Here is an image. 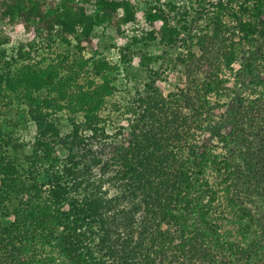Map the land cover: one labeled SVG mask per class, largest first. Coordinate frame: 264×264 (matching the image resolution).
Masks as SVG:
<instances>
[{
  "label": "trees",
  "instance_id": "obj_1",
  "mask_svg": "<svg viewBox=\"0 0 264 264\" xmlns=\"http://www.w3.org/2000/svg\"><path fill=\"white\" fill-rule=\"evenodd\" d=\"M173 3H150L148 38L160 35L175 44ZM211 4L213 35L199 41L198 57L189 48L186 85L165 93L149 83L150 90L133 97L115 120L103 112L116 89L110 70L118 65L103 56L93 31L103 25L120 32L122 24L136 19V1L0 2L1 14L21 23L30 39L48 47L61 41L76 54L92 50V59L101 57L94 68L87 60L79 63L78 72L61 63L28 64L22 72L37 135L28 153L18 138L0 129V146L7 152L0 156V264H260L264 68L253 67L258 70L253 87L239 97L231 130H216L212 122L216 108L236 89L218 75L234 71L232 62L242 48L241 42L231 40L232 47L225 42L224 30L235 33L226 19L238 20L237 26L254 38L259 25L244 18L261 10L264 0ZM122 60L127 62L125 56ZM76 75L88 76V84L70 92ZM50 85L60 88V109H70H63L67 131L60 112L42 110L49 98L34 101L43 95L41 87ZM59 145L68 151L65 159Z\"/></svg>",
  "mask_w": 264,
  "mask_h": 264
},
{
  "label": "rangeland",
  "instance_id": "obj_2",
  "mask_svg": "<svg viewBox=\"0 0 264 264\" xmlns=\"http://www.w3.org/2000/svg\"><path fill=\"white\" fill-rule=\"evenodd\" d=\"M135 1L138 6L137 17L134 21L122 24L120 32L114 27L107 28L103 25L95 27L93 31V37L98 42V49L103 51V56L112 64L118 65L110 70L116 89L114 94L109 96L103 112L115 120H118L120 113L118 110L122 111L133 97L140 93L146 94L150 90L149 83L160 85L165 93L184 87L189 80L187 76V68L190 64L189 48L196 50L198 57L202 52L199 41L206 39V36L211 37L214 31V23L210 18L214 9L211 3L214 0H172L176 3V7L171 9L170 20L178 31L177 41L173 45H168L160 35L152 40L147 37L152 27L145 17V11L155 0ZM233 6L237 8L239 3L234 1ZM250 12L253 14H247L244 19L252 18L259 25L254 38L247 36V31L237 26L238 20L226 19L235 33L231 34L229 30H224V35L228 38L225 42L228 43V47H232L234 41L241 42L242 48L241 55L232 62L234 71L227 70L218 75L228 79L227 87L236 86L234 93L228 90L229 95L233 94L225 97L224 106L216 108V119L212 122L216 130L225 133L231 130L239 97L253 87L252 74L264 68V7L257 11L250 10ZM45 46L46 42L30 39L21 23L9 16H3L0 12V129L18 138L25 145L28 153L32 152V143L37 131L35 121L28 113V108L33 101L27 93V83H24L22 78V72H26L27 65L47 67L61 63L62 68H66L67 71L78 72L79 63L87 60L88 67L94 68L97 62L100 63L101 58L97 55L92 59L94 53L92 50L76 54L75 48L61 41L54 43L52 47ZM124 56L126 63L122 60ZM142 58L145 62L141 60ZM255 65H258L257 71L253 68ZM197 75L202 80L205 72H197ZM7 77L10 79L4 81ZM86 77L87 80L76 75L69 91L75 92L84 82L87 85L89 79L88 76ZM59 89L56 85L43 86L40 90L43 95H38L37 100L34 101H39L42 97L47 100L49 98L50 102L44 107L41 106L42 110L50 107V111L60 112L63 131H67L69 118L63 109L69 112L70 109L66 106L60 109L64 100ZM124 123L126 124L127 120H124ZM204 136L213 141L217 139L214 133H205ZM9 147L12 149V146ZM58 153L65 159L68 151L59 145ZM0 156L2 158L7 156L3 146H0ZM24 163L28 164L29 160H25ZM95 169V175L99 177L101 171L99 168L95 167ZM108 193L110 195L109 191ZM254 259L257 262V258L254 257ZM259 262L264 264V253Z\"/></svg>",
  "mask_w": 264,
  "mask_h": 264
}]
</instances>
